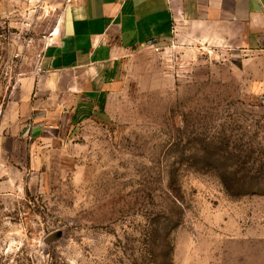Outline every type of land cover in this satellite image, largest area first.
<instances>
[{
  "label": "rangeland",
  "instance_id": "obj_1",
  "mask_svg": "<svg viewBox=\"0 0 264 264\" xmlns=\"http://www.w3.org/2000/svg\"><path fill=\"white\" fill-rule=\"evenodd\" d=\"M70 1L0 0V111ZM120 62L101 117L5 158L0 264H264L257 72L189 25Z\"/></svg>",
  "mask_w": 264,
  "mask_h": 264
},
{
  "label": "crops",
  "instance_id": "obj_2",
  "mask_svg": "<svg viewBox=\"0 0 264 264\" xmlns=\"http://www.w3.org/2000/svg\"><path fill=\"white\" fill-rule=\"evenodd\" d=\"M184 25L223 41L257 72L264 92V0H71L38 76L22 80L0 111V190L12 180V173L3 177L10 169L5 158L20 139L69 137L85 120L101 117L121 58Z\"/></svg>",
  "mask_w": 264,
  "mask_h": 264
},
{
  "label": "water",
  "instance_id": "obj_3",
  "mask_svg": "<svg viewBox=\"0 0 264 264\" xmlns=\"http://www.w3.org/2000/svg\"><path fill=\"white\" fill-rule=\"evenodd\" d=\"M60 236H61V232L60 231H56L55 233H53L52 235H50L47 238V242H49L50 240H53V239H57Z\"/></svg>",
  "mask_w": 264,
  "mask_h": 264
}]
</instances>
